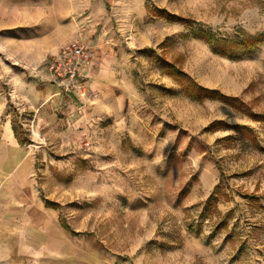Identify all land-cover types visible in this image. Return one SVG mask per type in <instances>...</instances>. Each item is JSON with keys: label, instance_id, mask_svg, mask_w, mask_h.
Here are the masks:
<instances>
[{"label": "rangeland", "instance_id": "rangeland-1", "mask_svg": "<svg viewBox=\"0 0 264 264\" xmlns=\"http://www.w3.org/2000/svg\"><path fill=\"white\" fill-rule=\"evenodd\" d=\"M202 30L264 37V0H0V96L81 263L264 264V40ZM73 40L87 91L36 101Z\"/></svg>", "mask_w": 264, "mask_h": 264}, {"label": "crops", "instance_id": "crops-1", "mask_svg": "<svg viewBox=\"0 0 264 264\" xmlns=\"http://www.w3.org/2000/svg\"><path fill=\"white\" fill-rule=\"evenodd\" d=\"M33 86L36 101L52 107L71 97L55 84ZM0 264H84L79 244L66 235L57 213L35 193L32 158L19 143L1 96Z\"/></svg>", "mask_w": 264, "mask_h": 264}, {"label": "built area", "instance_id": "built-area-1", "mask_svg": "<svg viewBox=\"0 0 264 264\" xmlns=\"http://www.w3.org/2000/svg\"><path fill=\"white\" fill-rule=\"evenodd\" d=\"M91 58V51L81 41L73 40L64 44L49 61L48 71L52 82L65 94H84L88 87L83 71Z\"/></svg>", "mask_w": 264, "mask_h": 264}, {"label": "trees", "instance_id": "trees-1", "mask_svg": "<svg viewBox=\"0 0 264 264\" xmlns=\"http://www.w3.org/2000/svg\"><path fill=\"white\" fill-rule=\"evenodd\" d=\"M185 22L184 19H179ZM239 36V37H238ZM241 36V37H240ZM200 37L206 41L212 50L221 54L227 55L230 58H238L241 54L237 53L239 47H243L247 52H250L255 45L262 42V36H244L237 35L234 39L230 37H216L210 31H200ZM186 91L187 95L192 98H209L214 95L220 96L217 91L202 88L198 85L192 84V87ZM15 131V130H14Z\"/></svg>", "mask_w": 264, "mask_h": 264}]
</instances>
